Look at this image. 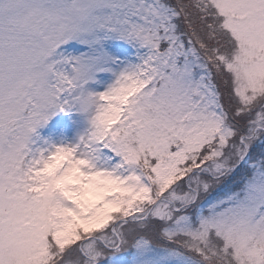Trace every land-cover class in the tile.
Instances as JSON below:
<instances>
[{
  "label": "snow or ice",
  "instance_id": "snow-or-ice-1",
  "mask_svg": "<svg viewBox=\"0 0 264 264\" xmlns=\"http://www.w3.org/2000/svg\"><path fill=\"white\" fill-rule=\"evenodd\" d=\"M0 264H264V0H0Z\"/></svg>",
  "mask_w": 264,
  "mask_h": 264
}]
</instances>
